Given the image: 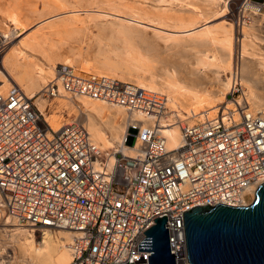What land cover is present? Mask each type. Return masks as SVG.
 <instances>
[{
    "label": "built area",
    "instance_id": "built-area-1",
    "mask_svg": "<svg viewBox=\"0 0 264 264\" xmlns=\"http://www.w3.org/2000/svg\"><path fill=\"white\" fill-rule=\"evenodd\" d=\"M229 13L241 36L254 18H264V0H231ZM232 73L225 101L211 114L178 122L172 148L164 133L171 127L166 97L157 91L66 65L56 69L47 97L57 95L59 83L70 97L128 114L125 132L109 148L74 118L53 129L20 87L0 91V222L71 233L67 264H148L151 252L134 247L154 219L166 216L175 263L191 264L183 212L248 206L264 182V110L245 94L237 63Z\"/></svg>",
    "mask_w": 264,
    "mask_h": 264
},
{
    "label": "bare ground",
    "instance_id": "bare-ground-1",
    "mask_svg": "<svg viewBox=\"0 0 264 264\" xmlns=\"http://www.w3.org/2000/svg\"><path fill=\"white\" fill-rule=\"evenodd\" d=\"M127 1L0 0V44L5 51V45L12 43L0 61V91H7L12 84L20 87L34 98L53 129L69 120L64 113L71 116L76 112L75 121L103 148L120 139L128 114L101 100L70 97L59 83L57 95L47 97L56 69L66 65L80 75L104 76L157 91L166 97V126L171 127L164 133L168 148H172L179 137L177 123L213 113L225 101L233 82L230 25L222 19L212 28L190 31L201 20L228 14L231 0L144 1L152 12L140 11ZM120 7L128 10L123 15L152 26V40L139 26L109 16ZM31 26L37 28L13 44ZM167 30H187L188 35ZM240 32L236 58L240 80L253 107L264 110V18H254ZM83 42L86 50L81 47ZM59 49L64 51L58 54ZM182 54L190 56V62L183 61ZM71 241L72 234L67 231L35 232L16 221H2L0 264H67Z\"/></svg>",
    "mask_w": 264,
    "mask_h": 264
},
{
    "label": "water",
    "instance_id": "water-1",
    "mask_svg": "<svg viewBox=\"0 0 264 264\" xmlns=\"http://www.w3.org/2000/svg\"><path fill=\"white\" fill-rule=\"evenodd\" d=\"M183 220L191 264H264V182L248 206L205 204L183 212ZM153 221L134 250L151 252L148 264H176L170 252L166 216Z\"/></svg>",
    "mask_w": 264,
    "mask_h": 264
},
{
    "label": "rangeland",
    "instance_id": "rangeland-1",
    "mask_svg": "<svg viewBox=\"0 0 264 264\" xmlns=\"http://www.w3.org/2000/svg\"><path fill=\"white\" fill-rule=\"evenodd\" d=\"M144 1H148V0H128L127 1V3L126 4H128V5H130V4H132V5H134V6H136V7H138L139 9H140V11L141 10H144V11H149V12H152L154 9L153 8H149V7H146V5L148 4V3H145ZM37 5L39 6L40 5V3L39 2H37ZM229 7V6H228ZM119 9V11L118 12H116V14H114V15H112V14H110L109 16H115V17H117V18H120V19H122V20H124V21H126V22H130V23H132L133 25H137V26H139L140 28H141V30H144V31H146L147 32V35H148V37L151 39V29L150 28H152V26L151 25H147L145 22H138V20L137 19H135V18H133V17H129V16H126V15H123L122 13H124V12H128V10H125V9H123V8H118ZM84 12H86V11H82V13L81 14H85ZM87 12H89V11H87ZM97 13H99V14H109V13H106V12H103V11H96ZM155 14V13H154ZM58 15H60V14H57L56 16H55V18H58ZM151 15V14H150ZM53 19V18H52ZM224 20V23H228L229 25H230V27H231V29H232V32H231V34H232V37H233V41H234V64L235 63H237V60H236V58H237V55H238V39H239V35L238 34H236V29H235V27H234V25H233V22H232V16L230 15V13H228V14H226L224 17H222V18H216V19H214V18H211L210 20H207V21H205V20H201L200 22H198L193 28H192V30H190V31H192V32H199V31H201V30H203V29H205V27H209V28H212L213 26H217V25H219L220 24V22H221V20ZM48 21V20H47ZM35 28H37V26H31V28H29V29H27L26 30V32L21 36V37H17V38H15V40H14V42H13V44H15V43H17L21 38H23L25 35H27L29 32L31 33ZM189 31V32H190ZM167 32L168 33H170V34H175V33H180V34H182V35H184V36H187L188 35V32H187V30H182V31H175V30H167ZM92 33L93 34H96L97 33V30L96 29H92ZM152 40V39H151ZM159 43V42H158ZM6 44V43H5ZM12 45V43L10 44V45H5L6 46V49H5V51L3 52V54H5L7 51H8V49H9V47ZM81 47L83 48V50H86L87 49V45H86V42H83L82 44H81ZM64 51V49H59L58 50V54H60L61 52H63ZM3 54L1 55V57H0V60L2 59V56H3ZM182 57L183 58H181L183 61H185V62H190V56H186L185 54H184V56H183V54H182ZM1 67V66H0ZM77 115V113L76 112H74L73 113V115H71V116H67V114L66 113H64V118L66 119V120H68V119H70V118H73V117H75ZM26 228V227H25ZM9 254H10V252H9Z\"/></svg>",
    "mask_w": 264,
    "mask_h": 264
}]
</instances>
